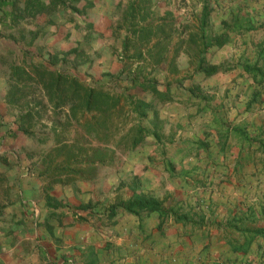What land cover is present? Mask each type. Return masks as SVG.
Listing matches in <instances>:
<instances>
[{"label": "rangeland", "instance_id": "374dc122", "mask_svg": "<svg viewBox=\"0 0 264 264\" xmlns=\"http://www.w3.org/2000/svg\"><path fill=\"white\" fill-rule=\"evenodd\" d=\"M25 1L18 0L19 9ZM42 1L52 6L31 14L16 11L7 17L4 11L11 10L10 5L0 11V264H51L45 245L62 256L56 264H86L88 254L77 252L87 242L80 241L88 240L99 223H109L97 215L80 216L73 202L81 196L82 204L112 217L126 211L122 203L136 194L130 185L136 178L134 166L128 172L130 162L125 160L137 128L145 125L135 107L144 101L152 107L160 105L166 116L173 113L167 107L173 104L168 103L169 91L173 99L189 87V76L196 71L193 57L199 56V49L188 42L185 48L161 51L168 37L175 45L183 42L182 29L172 34L159 32L150 42H141L144 38L132 31L128 20L137 25L143 23L142 16L151 24L158 20L150 17L145 7L141 11L136 1L132 19L126 2L105 12L96 9L97 0ZM160 4L157 12L165 17L163 11L171 3ZM201 6L197 0L189 9L193 32L199 29ZM174 19L177 24L186 20L183 13ZM81 49L86 54L79 58ZM157 52L165 56L158 65L154 63ZM174 52L176 56L180 53L176 64L169 59ZM39 63L106 95L107 104L101 111H86L77 98L62 100L67 90L45 87L48 76L40 77ZM134 80L152 81L158 92L152 93ZM195 96L199 104L207 103L205 96ZM190 113L184 122L180 121L183 114L176 118L181 123L193 122L198 112ZM95 150L103 155L102 161L94 158ZM109 173L115 174L112 190L95 205L92 200L96 197L87 200V195L74 188L80 182L102 183ZM138 213L132 214L139 217ZM86 250L93 255L91 263H96V254L103 251L94 246ZM111 264L121 262L111 260Z\"/></svg>", "mask_w": 264, "mask_h": 264}, {"label": "crops", "instance_id": "0c3cea01", "mask_svg": "<svg viewBox=\"0 0 264 264\" xmlns=\"http://www.w3.org/2000/svg\"><path fill=\"white\" fill-rule=\"evenodd\" d=\"M135 1L158 20L153 25L165 19V31L183 30V42L175 45L168 37L167 50L199 43L207 50L201 55L205 66L217 69L206 74L196 70L180 97L172 99L169 91L168 103L173 101L167 106L173 112L169 116L156 104L147 111L143 134L128 151L126 169L131 172L134 166L136 178L129 184L136 194L157 200L162 211H139V217L119 211L112 217L96 213L78 196L73 205L80 216L97 215L109 224L94 227L92 236L80 241L87 243L77 253L88 254L86 264H111L117 259L121 264H264V0H200L199 18L204 4L209 14L194 32L189 9L197 0L94 2L96 9L106 12L124 2L128 9L137 8ZM161 1L171 3L163 11L165 17L157 12ZM181 13L186 20L177 24L174 18ZM200 28L203 39H188ZM221 37L224 40L215 47ZM177 56L175 52L170 56L172 64ZM198 58L193 57L195 65ZM195 95L205 96L207 103L199 104ZM190 111L198 112L195 123H181ZM115 174L109 173L102 183L80 182L74 188L87 200L96 197L95 205L108 198ZM92 246L103 250L96 254V263H91L93 255L86 250ZM43 248L50 251L51 264L62 258L53 254L55 248Z\"/></svg>", "mask_w": 264, "mask_h": 264}, {"label": "trees", "instance_id": "16d2710c", "mask_svg": "<svg viewBox=\"0 0 264 264\" xmlns=\"http://www.w3.org/2000/svg\"><path fill=\"white\" fill-rule=\"evenodd\" d=\"M90 4V3H89ZM10 5L11 10H8V12H5L4 10V15L7 17L9 15H12L14 12L19 11V12H23L25 14H31L33 13L34 10H46L47 8L51 7L52 5L44 3L42 0H26L24 3V6L21 7L20 9L18 8V0H0V11L2 12V8H4L5 6ZM134 5L132 4V7ZM136 9L133 7V9H131L130 11V19L134 18V14ZM144 11V10H143ZM16 14V13H14ZM13 14V15H14ZM208 8L203 7V13L201 14V20L200 22L204 25V23L207 22V17H208ZM1 18H3V15L1 14L0 16ZM15 18V16H12ZM19 18V16L17 15V19ZM143 19V23L142 24H133L134 21H130L128 20V24H130V27L132 28V31L140 37V39L144 38L141 40V42L143 41H151L152 37H156L157 33L159 32H165L164 27H166L168 25L167 21L165 19H161V22L157 25H153L150 22H148L143 16L141 17ZM53 23L55 22V20L52 21ZM89 26H91L89 24ZM156 32V33H155ZM205 36L203 29L200 28V30L196 33V36L192 35V34H188V39H191L193 42H198L201 39H203ZM168 39V38H167ZM183 39V38H182ZM224 40V38H218L217 42L215 45V47L221 45L222 41ZM149 41V42H150ZM126 43H124L125 45ZM160 45V44H159ZM197 49H199V58L197 60V64H196V70H200L206 74V73H213L216 71L217 68H213V67H206L205 66V58L204 56L201 57L202 53L206 51V49L200 48L199 47V43H196ZM161 51H165L166 48H161ZM215 49V48H214ZM79 52V50H77ZM80 56L79 58H82L86 52L81 49V51L79 52ZM152 55V54H151ZM163 55H160L159 52L156 53V58H158V60H156L154 63L156 65L159 64V61H161L163 59ZM51 64H54V59L51 58ZM37 68L41 69L42 74L40 77L45 78L44 76L47 75L48 76V81H46L45 83V87H49L52 88L54 87L55 90H58L57 92H61V91H66L67 92H63V96H62V100L66 101L67 99H69L70 102H73L74 100H76L75 98H77V100L79 101V103L85 108L86 111H90V110H97V111H101L102 110V106L107 104V97L106 95L101 94L100 92H96L93 90V88L82 85L79 83L78 80L76 79H72L69 77V75H67V73L65 72H61L59 70H57V72L55 71H50L49 69H46V67L39 63L36 65ZM250 69V68H248ZM47 70V71H46ZM252 69H250L251 71ZM135 84L140 85L142 88H149L151 90L152 93H156L158 92L157 90V85L154 84V82L152 81H145L143 83H139L136 82V80H134ZM134 84V85H135ZM70 91V93L68 92ZM152 107V104L150 105L149 103H145L144 101H140L139 102V106H136L135 109L136 111L139 113V115L141 117H145L147 115V111L146 109ZM135 111V112H136ZM143 127H138L136 132H135V139L133 138V140L131 141V147L134 148L136 143H137V139L143 134ZM100 151H94V158L95 159H99L100 161H102L103 159V155H101L99 153ZM122 206L124 207V209L126 211L132 212V213H137L138 211H153V210H160L162 211L160 204L157 200L153 199L150 196H146L144 194H134V196L127 200L126 202L122 203Z\"/></svg>", "mask_w": 264, "mask_h": 264}]
</instances>
